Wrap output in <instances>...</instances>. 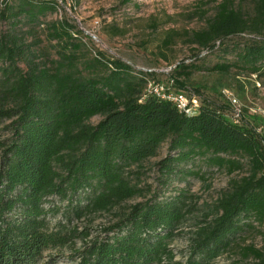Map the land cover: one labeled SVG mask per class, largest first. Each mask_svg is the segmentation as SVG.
Listing matches in <instances>:
<instances>
[{"label":"trees","instance_id":"trees-1","mask_svg":"<svg viewBox=\"0 0 264 264\" xmlns=\"http://www.w3.org/2000/svg\"><path fill=\"white\" fill-rule=\"evenodd\" d=\"M3 2L0 21L14 28L39 26L41 16L58 8L54 0ZM254 6L247 15L224 2L207 26L193 33L200 48L220 58L206 70L264 75V0ZM47 28L57 53L50 63L37 62L15 32L0 39V264H40L46 250L74 241L76 230L68 228L73 220L142 196L141 167L165 142L170 154L158 163L163 186L178 174L203 178L192 166L181 167L198 157L229 174L247 170L197 223L184 264H215L245 230L264 223V133L236 118L230 102L203 98L198 87H189L187 80L204 68L199 54L177 64L164 82L158 71L137 69L102 51L84 58L83 31L68 18ZM243 33L253 36L231 43ZM21 59L26 68L18 64ZM150 83L162 85L164 96L150 90ZM179 93L198 99L194 112L181 111L168 97ZM95 116L101 120L93 124ZM177 190L132 205L104 238L76 251L74 259L78 264L171 263L169 244L193 198L186 189ZM244 251L254 255L253 264H264V251Z\"/></svg>","mask_w":264,"mask_h":264},{"label":"rangeland","instance_id":"rangeland-1","mask_svg":"<svg viewBox=\"0 0 264 264\" xmlns=\"http://www.w3.org/2000/svg\"><path fill=\"white\" fill-rule=\"evenodd\" d=\"M3 1L0 0V9ZM54 1H57L58 8L41 16L43 23L39 26L18 24L14 28L10 23L0 21V39L15 32L23 38L24 45H29L35 52L37 62L50 63L57 53L55 41L48 37L47 24L68 18L83 31L80 38L86 45L84 58L89 59L95 51H102L107 57L120 58L137 69H154L164 82L177 64L189 62L199 54L205 60L204 68L196 70L187 80L189 87H198L203 98L227 104L230 102L233 109L240 111L242 119L264 133V75L235 69L225 74L208 71L205 67L220 60L218 53H208L193 40V33L207 26L220 4L226 2L251 15L256 0H131L127 4L123 3L124 0ZM252 36L243 33L231 37L230 41L243 43ZM18 64L26 68L24 60H19ZM229 97L236 99V102L233 103ZM100 120L101 116H95L90 122L96 124ZM9 122L7 120L4 123ZM8 136L9 132H6L2 138ZM168 146L169 142H165L156 156L143 163L138 178L144 187L142 196L130 199L111 211L73 220L68 228L76 230L74 241L61 248L46 250L40 264H78L79 260L74 259L76 251H82L95 239L104 238L106 229L118 221L121 213L155 194L163 198L176 195L178 188L186 189L193 198L190 212L176 230L179 234L169 244L174 254L169 264H184L189 255L192 231L197 223L203 222L205 215L214 210L215 203L232 180L241 178L247 170L245 168L229 174L209 163L205 157H198L181 167L192 166L203 178L178 174L172 178L169 187L163 186L158 163L170 154ZM58 221V216L52 217L50 226L56 228ZM247 247L264 251V223L255 222L253 228L245 230L226 252L215 259V264H253L255 257L252 253L246 254L244 249Z\"/></svg>","mask_w":264,"mask_h":264},{"label":"built area","instance_id":"built-area-1","mask_svg":"<svg viewBox=\"0 0 264 264\" xmlns=\"http://www.w3.org/2000/svg\"><path fill=\"white\" fill-rule=\"evenodd\" d=\"M149 88L150 90H152L154 93L158 95L163 94L164 87L162 85L159 86V85H153V83H150ZM168 97L173 99L176 102L178 108L181 111H184L186 113L194 112L199 105V101L195 96H193L192 98H189L186 95L179 93L176 95H169ZM229 98L233 103L236 102V99L232 97H229ZM234 113H235L236 118L240 117V111H238L237 109H234Z\"/></svg>","mask_w":264,"mask_h":264}]
</instances>
